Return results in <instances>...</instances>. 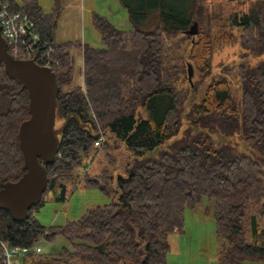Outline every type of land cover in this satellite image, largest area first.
Listing matches in <instances>:
<instances>
[{
    "label": "trees",
    "instance_id": "trees-1",
    "mask_svg": "<svg viewBox=\"0 0 264 264\" xmlns=\"http://www.w3.org/2000/svg\"><path fill=\"white\" fill-rule=\"evenodd\" d=\"M4 1L29 15L60 60L54 69L56 122L70 118L59 135L61 157L46 165L44 192L64 195L93 145L97 123L107 136L105 148L121 144L132 156L122 174L111 175L108 167L86 174L85 186L113 192L112 201L74 221L40 224L33 210L43 204V195L21 221L0 209V237L9 246L30 247L58 236L70 244L29 254L21 264H165L169 234L183 232L185 211L204 197L211 207L205 213L215 224L217 264H264V0H186L179 14L163 0H129L137 3V12L120 0L131 28L118 29L93 13L103 45L77 43L82 81L69 89L71 55L64 49L76 43L55 41L58 11L45 13L37 0ZM149 8L156 10L144 29L132 18L144 17ZM194 19L199 31L191 41L184 31ZM176 33L189 39L185 59L200 72L192 87L185 59L170 63L165 53L166 37ZM229 45L249 59L215 64L214 51ZM203 82L201 99L186 107L189 93ZM27 106L25 89L0 63V187L24 171L17 131L29 116ZM106 157L117 162L111 153Z\"/></svg>",
    "mask_w": 264,
    "mask_h": 264
},
{
    "label": "rangeland",
    "instance_id": "rangeland-1",
    "mask_svg": "<svg viewBox=\"0 0 264 264\" xmlns=\"http://www.w3.org/2000/svg\"><path fill=\"white\" fill-rule=\"evenodd\" d=\"M51 0L48 1V3ZM72 0H68V3ZM175 8L174 13H182L183 6L186 3V0H163ZM218 0H204L205 3L215 4ZM86 2L84 0V7L82 9H77L71 5V7H66L63 9V12L57 23V40L60 42H77V43H87L92 46L101 47L103 44L100 39V35L97 30L93 27L90 20V11H88ZM47 3V4H48ZM118 3L121 7L119 10L121 14L126 15V19L129 22H132L127 8L123 3L118 0ZM128 3L131 2L128 0ZM43 4V3H42ZM44 10L47 11V7ZM73 4V3H72ZM134 7V12H137L138 8L137 3H131ZM156 9H148L147 15L141 17L137 15L132 20L139 22L140 26L144 29H147L152 24L153 13ZM113 12V10H111ZM113 18V17H112ZM196 20V19H194ZM129 22V23H130ZM189 46V39L180 33H176L174 36H168L165 40V53L170 60V63H175L176 61H184L187 57V49ZM237 45L223 46L222 48L215 50L213 54L214 63L220 62H233L240 58L241 61L249 59V57H242L239 55L240 50H238ZM65 52H69L71 55V65H72V76L71 82L65 86V89L71 88L73 85L79 84L82 81V57L80 46L69 45L64 49ZM11 55V54H10ZM12 56V55H11ZM18 59V58H17ZM251 59V58H250ZM176 60V61H175ZM255 59H252L254 62ZM188 59H185L186 67V76H187V64ZM192 79L194 82L199 80L200 72L194 68L193 69ZM204 82L200 83L197 86L196 90H193L189 93H197L200 89H203ZM189 97V96H188ZM187 100V99H186ZM186 103V102H185ZM191 104V103H190ZM29 112V111H28ZM62 122L59 120L56 122V126H59ZM196 127V126H195ZM97 129V128H96ZM107 137V136H106ZM107 139V138H106ZM111 148V147H109ZM114 155L117 162L115 164L108 163V158L106 155ZM132 159V156L125 150V148L118 144L116 148L108 149L105 148L103 144L100 148H95L92 145L91 149L88 151L84 163L76 170V177L74 180L67 185L64 194L66 195L63 202L57 201L54 198L53 191L49 190L44 192L43 198L44 202L41 206L33 210V216L44 226L50 225H64L69 221H74L84 215L88 210L92 209L97 205H103L112 201L113 192L110 195L102 193L96 188H88L84 184V179L87 173H90L93 176H96L104 167H108L110 174L123 173L127 163ZM86 163L89 166L88 172L82 174V167ZM108 185L112 186V179L107 180ZM113 188V187H112ZM203 201L199 203L194 211L204 213V217H212L211 214L205 213L206 208L211 210V207H207L206 198L202 199ZM211 205V202H210ZM187 211V210H186ZM184 214V225L182 227L183 232L173 231L168 236V241L170 249L166 255V264H217L216 255H217V242L215 239V224L209 227V229L203 231V235L199 236V232L195 233L193 227L188 225L187 216L188 212ZM194 213V212H193ZM196 213V212H195ZM214 221V220H213ZM190 232H192L190 234ZM184 234V238L183 235ZM193 235V236H192ZM39 242V241H38ZM34 246V245H32ZM30 246V247H32ZM38 246L41 249L42 253L58 251L62 247L69 248V242L61 237H56L53 241L43 240ZM39 252V253H41ZM36 254L34 252L29 254ZM25 256V257H26ZM247 264H261L258 262H248Z\"/></svg>",
    "mask_w": 264,
    "mask_h": 264
},
{
    "label": "water",
    "instance_id": "water-1",
    "mask_svg": "<svg viewBox=\"0 0 264 264\" xmlns=\"http://www.w3.org/2000/svg\"><path fill=\"white\" fill-rule=\"evenodd\" d=\"M198 31V21L193 20L184 32L193 41ZM0 63L10 78L21 83V88L27 91L28 97L29 117L20 122L17 131L24 171L16 180L5 181L0 187V209L8 211L12 219L21 221L27 218L29 209L42 198L47 185L46 165L55 158L59 135L70 115H66L62 123L56 126L59 86L55 71L38 64L34 59H17L11 56L1 28ZM193 74V67L188 63L187 78L191 87ZM202 91L204 90L191 93L185 106L188 107L194 98L200 100ZM81 125L90 128L88 124Z\"/></svg>",
    "mask_w": 264,
    "mask_h": 264
},
{
    "label": "built area",
    "instance_id": "built-area-1",
    "mask_svg": "<svg viewBox=\"0 0 264 264\" xmlns=\"http://www.w3.org/2000/svg\"><path fill=\"white\" fill-rule=\"evenodd\" d=\"M0 28L6 41L8 52L18 59H34L38 64L49 67L54 70L60 64L56 55L54 45L34 29V21L29 15L22 11H12L8 3L0 0ZM92 118L96 121L93 113ZM96 138L93 142L95 148H100L106 141V134L97 123ZM55 157L60 158L59 152ZM89 166L84 164L82 174L88 172ZM54 197H61L65 200L66 195H62L60 190L53 191ZM63 200V201H64ZM42 239L32 247L9 246L0 237V264H21V259L28 253L41 252L38 244Z\"/></svg>",
    "mask_w": 264,
    "mask_h": 264
},
{
    "label": "crops",
    "instance_id": "crops-1",
    "mask_svg": "<svg viewBox=\"0 0 264 264\" xmlns=\"http://www.w3.org/2000/svg\"><path fill=\"white\" fill-rule=\"evenodd\" d=\"M18 5L22 4L21 0H14ZM49 0H37L39 6L42 8V10L45 13H51L54 10L58 11V15H57V20H56V26H55V30H54V38L55 41L58 43H67V42H60L59 40H57V35H56V30H57V23L58 20L63 12V9L66 7H71L74 6L77 9H82L84 7V0H72L71 2L68 3V0H51L48 3ZM43 3V4H42ZM44 3H46L45 7H47V11L44 10ZM48 3V4H47ZM73 3V4H72ZM88 11H90L89 15H90V20H91V24H92V14L96 13V14H100L102 16L107 17V19L118 29H122V30H129L131 28V22L129 23L126 19V15L125 14H121L120 13V5L118 3V0H88V3L86 2ZM111 10H113V12H111ZM113 17V18H112ZM72 43V42H69ZM76 44H72L77 46V42H75ZM81 46L86 44V43H80ZM71 45V44H70ZM81 46H80V51L81 50ZM81 57H82V53H81ZM196 210V209H194ZM194 210H187L186 213L188 212V216H187V222L188 225L193 227V230L195 231V233L199 232V236L203 235V231L209 229V227L213 226V218L209 217L206 218L204 217V213H200ZM194 212V213H193ZM196 212V213H195ZM176 231V230H175ZM177 232V231H176ZM192 232H190L191 234ZM183 238H184V234ZM193 236V235H192ZM43 241V240H42ZM166 264V263H165Z\"/></svg>",
    "mask_w": 264,
    "mask_h": 264
},
{
    "label": "flooded vegetation",
    "instance_id": "flooded-vegetation-1",
    "mask_svg": "<svg viewBox=\"0 0 264 264\" xmlns=\"http://www.w3.org/2000/svg\"><path fill=\"white\" fill-rule=\"evenodd\" d=\"M200 90H201V89H200ZM203 90H204V88H203ZM25 91H26V90H25ZM202 92H203V91H202ZM26 94H27V91H26ZM27 108H28V106H27ZM28 117H29V116H28ZM28 117H27V118H28ZM18 141H19V140H18ZM18 143H19V142H18ZM19 146H20V145H19ZM20 149H21V148H20ZM21 155H22V153H21Z\"/></svg>",
    "mask_w": 264,
    "mask_h": 264
}]
</instances>
